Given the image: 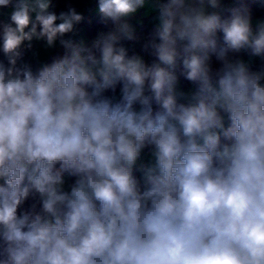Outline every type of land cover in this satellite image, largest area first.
<instances>
[{"label": "clouds", "instance_id": "obj_1", "mask_svg": "<svg viewBox=\"0 0 264 264\" xmlns=\"http://www.w3.org/2000/svg\"><path fill=\"white\" fill-rule=\"evenodd\" d=\"M88 3L0 0V264H264V0Z\"/></svg>", "mask_w": 264, "mask_h": 264}, {"label": "trees", "instance_id": "obj_2", "mask_svg": "<svg viewBox=\"0 0 264 264\" xmlns=\"http://www.w3.org/2000/svg\"><path fill=\"white\" fill-rule=\"evenodd\" d=\"M67 3H72L74 6L77 7L78 11L82 9L86 10V8L89 5L88 0H59L57 11L66 10ZM253 11L256 16L264 15V8H261L259 6L254 5ZM86 27H87V35L89 38H91V36L95 35L96 30L101 28L102 25H100L99 19L96 18L91 20L90 22H87Z\"/></svg>", "mask_w": 264, "mask_h": 264}, {"label": "crops", "instance_id": "obj_3", "mask_svg": "<svg viewBox=\"0 0 264 264\" xmlns=\"http://www.w3.org/2000/svg\"><path fill=\"white\" fill-rule=\"evenodd\" d=\"M88 4H89V3H88ZM89 6H90V5H88V7H89ZM88 7H87V8H88ZM87 8H86V10H85V9L79 10V11H81V12H84V13L86 14V16H88V20H86L83 24H81V25L79 26V28H80V35L90 40V39L94 38L95 35L91 36V38L88 37V35H87V27H86V24H87V22H90V21L93 20V19H96V18L99 19V17H98L97 15H95V14H93V15H88V14H87ZM41 57H42L43 59H48V58H49L48 55H47L46 53H44V52H41Z\"/></svg>", "mask_w": 264, "mask_h": 264}]
</instances>
